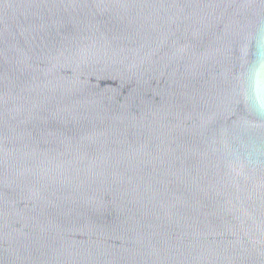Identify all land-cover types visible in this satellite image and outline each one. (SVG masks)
Wrapping results in <instances>:
<instances>
[{
	"label": "water",
	"instance_id": "obj_1",
	"mask_svg": "<svg viewBox=\"0 0 264 264\" xmlns=\"http://www.w3.org/2000/svg\"><path fill=\"white\" fill-rule=\"evenodd\" d=\"M0 264H264V0H0Z\"/></svg>",
	"mask_w": 264,
	"mask_h": 264
}]
</instances>
